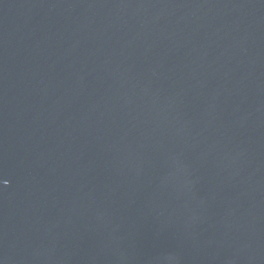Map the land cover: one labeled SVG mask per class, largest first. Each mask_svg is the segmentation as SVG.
Wrapping results in <instances>:
<instances>
[{
	"label": "water",
	"instance_id": "obj_1",
	"mask_svg": "<svg viewBox=\"0 0 264 264\" xmlns=\"http://www.w3.org/2000/svg\"><path fill=\"white\" fill-rule=\"evenodd\" d=\"M0 264H264V0H0Z\"/></svg>",
	"mask_w": 264,
	"mask_h": 264
}]
</instances>
